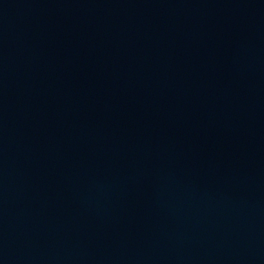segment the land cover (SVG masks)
I'll list each match as a JSON object with an SVG mask.
<instances>
[{"label": "water", "instance_id": "obj_1", "mask_svg": "<svg viewBox=\"0 0 264 264\" xmlns=\"http://www.w3.org/2000/svg\"><path fill=\"white\" fill-rule=\"evenodd\" d=\"M0 264H264V0H0Z\"/></svg>", "mask_w": 264, "mask_h": 264}]
</instances>
